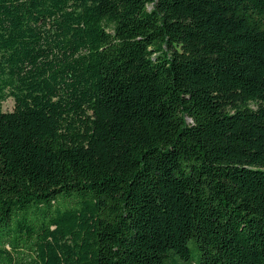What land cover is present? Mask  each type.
<instances>
[{
  "label": "trees",
  "instance_id": "16d2710c",
  "mask_svg": "<svg viewBox=\"0 0 264 264\" xmlns=\"http://www.w3.org/2000/svg\"><path fill=\"white\" fill-rule=\"evenodd\" d=\"M192 257L264 264V0H0V264Z\"/></svg>",
  "mask_w": 264,
  "mask_h": 264
},
{
  "label": "rangeland",
  "instance_id": "374dc122",
  "mask_svg": "<svg viewBox=\"0 0 264 264\" xmlns=\"http://www.w3.org/2000/svg\"><path fill=\"white\" fill-rule=\"evenodd\" d=\"M14 106H15V101L13 98H9L3 103L4 111H12L14 109ZM177 263L178 264H194L195 260H194V257H192L191 260H184L182 258H178Z\"/></svg>",
  "mask_w": 264,
  "mask_h": 264
}]
</instances>
